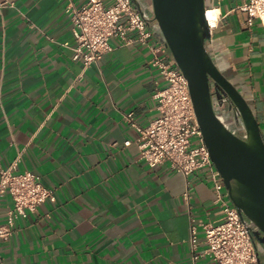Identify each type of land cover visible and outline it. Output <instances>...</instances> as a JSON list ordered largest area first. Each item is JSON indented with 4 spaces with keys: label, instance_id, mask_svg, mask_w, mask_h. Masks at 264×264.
Masks as SVG:
<instances>
[{
    "label": "crops",
    "instance_id": "obj_1",
    "mask_svg": "<svg viewBox=\"0 0 264 264\" xmlns=\"http://www.w3.org/2000/svg\"><path fill=\"white\" fill-rule=\"evenodd\" d=\"M86 1L0 0V168L20 158L16 172L36 174L55 196L16 221L0 264H215L199 226L221 218L206 172L150 167L124 118L146 128L158 116L155 82L164 85L148 50L113 38L99 63L74 59L66 9ZM241 1L213 0L215 38L251 91L264 137V26H247ZM11 202L0 200V225Z\"/></svg>",
    "mask_w": 264,
    "mask_h": 264
},
{
    "label": "built area",
    "instance_id": "obj_2",
    "mask_svg": "<svg viewBox=\"0 0 264 264\" xmlns=\"http://www.w3.org/2000/svg\"><path fill=\"white\" fill-rule=\"evenodd\" d=\"M237 9L247 15V26L252 27L255 21L264 26V0H242ZM66 14L71 21L75 42L74 59L82 57L85 69L99 63L105 54L112 51L110 40L113 38L124 45L138 43L148 50V64L159 73L164 85L161 87L160 82H155L158 116L146 128L135 123L133 114L124 117L138 132L136 145L141 160L152 168L167 165L185 177L205 171L221 218L214 223L199 224L206 245L202 255L208 256L215 264H258L255 239L231 202L204 143L188 82L172 56L169 60L165 55L166 44L156 39L133 1L87 0L81 7L69 5ZM219 22L220 14L217 26L209 25L212 39ZM130 33L135 36L130 37ZM19 159L7 169L0 168V200L8 195L12 201L6 213V222L0 225V242L13 236L18 219L27 218L29 213H35L47 201H55L53 191L41 184L39 176L32 172H16ZM184 198L189 202L190 192H185ZM190 241L195 250L199 242L196 226L191 229Z\"/></svg>",
    "mask_w": 264,
    "mask_h": 264
},
{
    "label": "water",
    "instance_id": "obj_3",
    "mask_svg": "<svg viewBox=\"0 0 264 264\" xmlns=\"http://www.w3.org/2000/svg\"><path fill=\"white\" fill-rule=\"evenodd\" d=\"M132 1L188 82L204 143L231 202L255 239L258 264H263L264 137L244 79L227 69L229 80L218 67L220 40L211 38L206 17L213 0H152L149 18ZM212 82L219 89L214 96ZM222 92L240 117L236 131L228 126L231 115L217 112L214 106Z\"/></svg>",
    "mask_w": 264,
    "mask_h": 264
},
{
    "label": "flooded vegetation",
    "instance_id": "obj_4",
    "mask_svg": "<svg viewBox=\"0 0 264 264\" xmlns=\"http://www.w3.org/2000/svg\"><path fill=\"white\" fill-rule=\"evenodd\" d=\"M134 2L141 8V10L144 11L145 16L149 18L150 16L148 14L151 12V10L153 12L152 0H134ZM149 9H150V12H149ZM217 61H218V67L221 70V73L223 75H225V71L227 69L226 68L227 67V64H226L227 63V55L222 49L218 50V60ZM221 68L224 70H222ZM211 88H212L213 96L216 93H218L219 89L215 86V84L213 82L211 83ZM214 106L217 109V112L229 113L231 115V118L228 120V123L230 125H232L233 127H235L237 130L240 128V126H241L239 123L240 117L236 114V109L232 105V102L228 98L227 95H225L223 93V95L221 96V98L219 100H217V101L215 100ZM239 136H240V133H239Z\"/></svg>",
    "mask_w": 264,
    "mask_h": 264
},
{
    "label": "bare ground",
    "instance_id": "obj_5",
    "mask_svg": "<svg viewBox=\"0 0 264 264\" xmlns=\"http://www.w3.org/2000/svg\"><path fill=\"white\" fill-rule=\"evenodd\" d=\"M207 18H208L209 25L212 27H216L217 20L219 18V11L215 9H209L207 12Z\"/></svg>",
    "mask_w": 264,
    "mask_h": 264
},
{
    "label": "rangeland",
    "instance_id": "obj_6",
    "mask_svg": "<svg viewBox=\"0 0 264 264\" xmlns=\"http://www.w3.org/2000/svg\"><path fill=\"white\" fill-rule=\"evenodd\" d=\"M228 126L233 129V131H236L237 129L235 127H233L232 125L228 124Z\"/></svg>",
    "mask_w": 264,
    "mask_h": 264
},
{
    "label": "trees",
    "instance_id": "obj_7",
    "mask_svg": "<svg viewBox=\"0 0 264 264\" xmlns=\"http://www.w3.org/2000/svg\"><path fill=\"white\" fill-rule=\"evenodd\" d=\"M222 69V68H221ZM222 70H224V69H222ZM227 69H226V71H225V75L227 76V78L229 79V80H231V78L226 74L227 73Z\"/></svg>",
    "mask_w": 264,
    "mask_h": 264
}]
</instances>
